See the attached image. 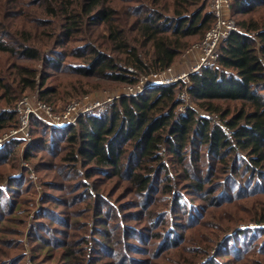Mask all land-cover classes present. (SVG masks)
Instances as JSON below:
<instances>
[{
    "label": "trees",
    "instance_id": "1",
    "mask_svg": "<svg viewBox=\"0 0 264 264\" xmlns=\"http://www.w3.org/2000/svg\"><path fill=\"white\" fill-rule=\"evenodd\" d=\"M231 11L238 31L187 82L120 96L65 131L33 120L40 135L23 151L18 140L0 150V173L18 152L45 155L43 166H58L50 181L69 192L47 190L35 213L33 264H264V229L237 227L264 225V0H231ZM214 22L207 0H0V134L17 126L26 94L56 103L139 86ZM27 173L8 189L26 186ZM15 191H0V264H27L23 229L1 231L7 214L6 226L24 224L14 218ZM73 203L90 209L88 220L67 212Z\"/></svg>",
    "mask_w": 264,
    "mask_h": 264
},
{
    "label": "rangeland",
    "instance_id": "2",
    "mask_svg": "<svg viewBox=\"0 0 264 264\" xmlns=\"http://www.w3.org/2000/svg\"><path fill=\"white\" fill-rule=\"evenodd\" d=\"M208 2V8L211 10L210 2ZM228 15L232 17V11L228 12ZM233 18V17H232ZM236 21V19H234ZM203 40V39H202ZM202 42V41H201ZM200 42V43H201ZM192 48V47H191ZM191 48L182 55V57L179 59L177 63H175L171 67V72H166L167 74L164 75L162 78L153 80L152 83L159 84L163 81L164 78L168 79H175L181 76L182 74H187L188 72L191 71V69L196 65L198 57L200 55V50L196 47H194L192 50ZM75 64V63H74ZM49 82H52L49 81ZM154 86V85H153ZM151 86V87H153ZM139 86L132 87L133 91H131V88L128 86L126 87H117V88H110V87H102L98 89H89V91H85L83 93H80L78 96H72L69 97L65 101H58L56 103H46L40 99V94H38V91L34 93H29L26 94L21 100L17 106H16V125L18 126L19 124L22 123L24 120V114H26L28 111L32 112L30 110H36V114H30L27 118V121L29 120L25 130L21 133V135H18L16 138L12 140H8L4 143L0 144V150L5 147V145L13 140H18L23 142L22 146V151L23 148L26 147L28 143H30L34 137H38L39 134H34V127L32 125L33 120L40 121L42 124L41 126H46L48 128L54 129L56 131H65L70 128V126L75 125L78 120L80 119L81 116L90 114V113H106L109 110V105L111 102L109 99H113L120 93H127V94H138ZM142 87V86H141ZM186 102L189 103V99L187 96L185 97ZM101 102V106L94 108L92 107L95 103ZM71 103H79L75 104L76 110L71 114L67 116L68 121L60 122L63 120L67 119H62L58 120L56 117L62 116L63 114L66 113L67 107ZM43 106V107H41ZM38 107H41L37 110ZM49 109V110H48ZM88 109V110H87ZM181 112H185V108L181 107L180 108ZM204 115H207L205 113H202ZM63 118V117H62ZM58 122V123H56ZM52 124V125H51ZM9 130L4 131L3 133L0 134V137L3 134H7ZM66 153V151L63 149V151L60 153L59 156H63ZM51 159L48 158L47 156H37V158L32 159L31 161L26 160L24 155L22 153L17 154V160L15 163L17 164L15 166L14 162H10L9 166L4 172L0 173V178H2V184L0 185V191H2L5 195L8 196H14L16 193L15 190H20V193L15 196L14 199H16L14 202L16 205L20 204L19 207L14 211L15 215L14 218L17 219L18 217L21 216L19 220H24V224H9L6 226V221L8 219H12V217H7L8 214L6 215L5 222H2L1 225V231L6 230V232L10 233L12 232L15 228H20L21 230L23 229V245H24V252L26 255L27 259V264H33L32 262V251H31V246H30V241L28 240V235L33 228V221L35 219L36 214L41 212V207L45 203L44 197L46 196L47 190H50V194H56L57 196H60L64 199H68L69 197V192L61 193L60 190H56L54 182L50 181L52 179L57 180L58 177H56L54 174L57 171V165L52 164L50 167L49 166H43V162H49ZM58 159H53L51 163H54ZM15 166V167H12ZM27 169L28 173L25 175L28 180V184L26 186H15L13 189L15 190H10L8 189V182L11 178L14 179H20V174L24 173V170ZM47 169V170H46ZM39 171V172H38ZM50 182V183H49ZM71 189L74 191L73 187ZM59 192L61 194H59ZM123 196V194H122ZM133 199V197H130V201ZM4 202L1 203L0 208H5L7 204H3ZM73 208L70 205L69 208L67 209V212L74 216L75 215H82L85 220H88L89 217L91 216L90 209L86 211L88 207H84L78 203H73ZM58 208V206L56 205ZM61 207V206H60ZM243 208V209H242ZM247 207H242L239 206L238 210H241L244 214H246ZM236 212V210H234ZM36 213V214H35ZM217 216L208 214L205 217V220L208 224H213L214 220L216 222ZM13 219V220H15ZM70 219V216H69ZM79 220V219H73V222ZM128 226L134 224V221H130V218L127 220ZM225 221V219H224ZM140 224V223H139ZM138 224V225H139ZM76 225L79 228L78 223ZM237 227H243V229L248 228V229H253V230H261L264 229L263 226L256 225L255 223H244L240 224ZM242 229V230H243ZM210 231V229H209ZM209 231L206 234V236H209ZM191 237L195 239H200L201 235H192ZM179 253L178 252H168L166 254V258H175L178 257Z\"/></svg>",
    "mask_w": 264,
    "mask_h": 264
},
{
    "label": "built area",
    "instance_id": "3",
    "mask_svg": "<svg viewBox=\"0 0 264 264\" xmlns=\"http://www.w3.org/2000/svg\"><path fill=\"white\" fill-rule=\"evenodd\" d=\"M209 2H210L211 12L214 16L215 22H214V25L211 27V29L206 32L202 42L196 43L191 48V50H192L194 47H196L200 50V55L198 57L196 65L187 74L184 73L175 79H168V78L165 79L164 78L163 80H161L163 82H161L159 84L168 85L171 83H175L179 80H183V81L187 82L189 79V75L191 73L198 72L205 67L214 65L218 60V49H219L220 44L223 43L226 39H228L232 35V33L238 31L236 21L234 20V18H232L230 15H228V12L231 9V0H209ZM171 70L172 69L169 68L162 73L153 74L149 77L142 78L141 83L138 87V89H139L138 94L141 93L143 90H145L148 87H151L153 85H158V84L152 83L153 80L162 78L164 75L167 74L166 72H171ZM130 88H131V91H133V88L132 87H130ZM129 95H137V94L136 93H134V94L120 93L116 97H114L113 99H109V101L112 103L114 101V99H116L120 96H129ZM185 97H186L185 94L181 95V98L184 99ZM75 104H79V103L69 104L67 107L66 113L63 114L62 116H58L56 118L58 120L67 119V116L71 115L76 110ZM101 105H102L101 102H97L92 107L97 108V107H100ZM41 107H43V106H41ZM41 107H38L37 110ZM30 111H32V112L28 111L26 114H24V120L22 121L21 124H19L18 126L14 127V128L9 129V132L7 134H3L0 137V144L6 142L8 140H12V139L16 138L18 135H21V133L25 130V128L29 122V120L27 121L28 116L31 113L36 114V110H30ZM64 121H68V119L60 121V122H64ZM56 123H58V122H56Z\"/></svg>",
    "mask_w": 264,
    "mask_h": 264
}]
</instances>
